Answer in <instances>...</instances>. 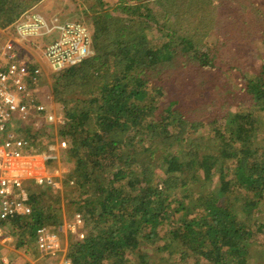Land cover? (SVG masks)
<instances>
[{
	"label": "trees",
	"instance_id": "obj_1",
	"mask_svg": "<svg viewBox=\"0 0 264 264\" xmlns=\"http://www.w3.org/2000/svg\"><path fill=\"white\" fill-rule=\"evenodd\" d=\"M215 1L196 5L211 24L240 18L227 12L229 0ZM115 2L114 13L111 2L90 11L92 56L47 67L50 78L37 63L31 69L30 81L50 79V100L36 96L46 84L31 87L35 100L54 101L66 122L56 131L20 122L11 129L25 139L27 126L38 138H64L63 184L71 187L61 197L57 188L29 183L30 212L0 219L1 234L36 259L38 230L70 213L67 222L79 215L83 235L68 237L69 264H264V78H229L176 24L149 41L144 18L164 4ZM33 3L0 0V27Z\"/></svg>",
	"mask_w": 264,
	"mask_h": 264
},
{
	"label": "built area",
	"instance_id": "obj_2",
	"mask_svg": "<svg viewBox=\"0 0 264 264\" xmlns=\"http://www.w3.org/2000/svg\"><path fill=\"white\" fill-rule=\"evenodd\" d=\"M62 25L55 27L46 23L42 15L26 12L12 25L0 27V219L17 218L30 212L27 205L29 183L51 188L59 186V171L49 175L43 167H36L37 161L25 153V136L21 131L12 130L11 124L20 122L38 129L41 123L49 127L64 123V116L56 113L53 102L48 104L44 100H35L31 87L38 88V85L29 79L34 61L32 56L26 55L25 49V45L36 38L45 41L57 34V40L48 44L42 52L43 59L53 71L92 56L89 29L80 23ZM48 87L49 84L43 90L47 92ZM61 147H65L64 142ZM46 160L42 159L44 163ZM72 223L79 226L80 216L74 215L71 222L57 225L54 230H38L37 248L41 256H57L60 253L64 228L71 231ZM6 238L8 241L9 238Z\"/></svg>",
	"mask_w": 264,
	"mask_h": 264
},
{
	"label": "rangeland",
	"instance_id": "obj_3",
	"mask_svg": "<svg viewBox=\"0 0 264 264\" xmlns=\"http://www.w3.org/2000/svg\"><path fill=\"white\" fill-rule=\"evenodd\" d=\"M36 1L37 0H30L31 3L34 2L33 5H31L24 12H22V15L25 14L26 12H29L30 15L37 13L39 15H42L46 23L48 24L52 23V25H55V27L63 26L62 23H80L82 25H85L87 29H90V27L88 26L89 18H90L89 16L91 14V18H92V15H94L92 12H90L91 9L98 7L99 2H101V4H104L103 6L105 7H107L105 5L106 3L111 2L110 6H108L109 13H114L113 11L116 6L113 5L116 4L115 0H40L37 2ZM135 1H139L141 5L155 4V3L156 4L161 3L162 5L164 4L161 8L156 6L155 9L153 7L151 13L152 18H144L145 23L143 24V26L144 28L147 27L150 30L147 36V39L149 41L151 40L155 41L165 31V27L171 24L178 25L179 28H183L186 31L190 32L199 40V38L194 33L196 30L193 31L192 29V25H193L192 23H194L195 26L199 29L200 27L196 23L198 24L200 23L201 28L205 29L206 31L216 30L219 34L223 35L224 37H229L232 44H236L238 47L244 48L245 51L247 52L246 64L250 67L254 66L253 70L258 69V73H255V75L250 73L251 75L250 78L246 80L237 78L233 73L225 69L229 74V78L235 80L238 83L248 82V81H260L264 78V0H229L228 2L229 4L227 6V12L239 13L240 16V18L237 21H234L238 23L236 25L237 30L230 29L231 25L234 22H227L220 20L219 21L220 24L216 26V24H211L209 22L208 16L201 17L199 7H197L196 5H200L202 7V0H197V2L196 0H194V4H191L190 0H134V2ZM204 1L206 2L207 0ZM215 2L216 3L214 7L224 4L225 0H218V2L216 0ZM195 7L196 10H194V12H197L199 14V17L189 13V12H193V9ZM169 9L173 11L175 15V20L171 18L170 14L169 16L166 15ZM257 12L259 14V17L254 19V15ZM184 17H188L190 19H186V18L184 19ZM210 17H211V21L212 20L216 21V18L214 17L212 18V16ZM220 26L222 28L224 27L225 30L231 33V35H227L226 33L220 32L219 30ZM36 39L37 40L31 42L28 48L26 49L27 50L26 55L32 56L34 63L37 61L36 63L41 67L40 69L41 72L46 73L47 76L50 78V74H48V68H47L49 67V65L45 60L44 63L42 62L41 55L43 49L48 44L55 42V40H57V34H54V37H51L45 41L42 38H36ZM199 42L202 44V46L206 48V46L202 43V41L199 40ZM206 49L208 50V48ZM94 53H95V49H94ZM214 60L218 62V60L215 57ZM244 71L250 72L248 69H244ZM48 81L49 82L38 81L37 79L33 81V83H35L36 85H38L37 87H39L40 85L44 86L45 84L46 85L50 84V79ZM220 88L224 90L223 86H220ZM233 91H235V89ZM227 94L226 97L228 98ZM46 95L47 92L46 93L43 92L42 94H38L36 96L37 97L39 96L38 98L44 99ZM230 100L232 101L233 106H235L238 103V101H233V99L231 98ZM54 103L55 102L53 101V104ZM55 111L56 113H60L64 116L62 110L59 109V106L57 105L55 106ZM39 120H41V118H39ZM63 120L64 122H66V119H64V117ZM38 126L39 129L43 130V127L45 125H43L42 123L41 125ZM58 126L59 124L50 127L56 131ZM27 127L26 129L30 139L28 138L25 139L26 140L25 153H27V156L32 157L33 160L37 161L35 163L36 167L38 168L43 167L46 170L47 174L50 175L53 174V172L56 170L59 171L60 179L58 180L57 183L59 184L57 189L61 192L59 195L62 197L64 193L68 190V188L71 187L69 185L63 184L65 183L64 174L66 173L67 169L62 165L61 157L59 154L60 153L59 150L66 148L67 142L66 140H64V138L60 139V137H55L52 139L53 136L51 137L48 133H44L43 136L39 135L38 138L37 132L33 131L32 129L28 130ZM30 127L36 129L35 127L32 126ZM46 127H48L47 129H49V126ZM62 142L65 143V147L63 148L61 147ZM34 151H36V153L38 152V154H29V152L33 153ZM41 151L42 153H39ZM45 158H47V160L44 163L42 159ZM51 160H54V162H51ZM68 214L70 213H63L62 216L63 223L61 224L67 222V217L70 216V218H72V215L71 214L68 215ZM72 225H73L71 227L72 232L70 230H65L64 228L62 240H61L60 253L57 256H51V255L40 256L39 258L36 259L31 258L29 255H24L22 252L18 251L14 246V240L12 238H9L7 241V238L3 234H1L0 231V264H69L68 261L69 259L66 257L69 249L68 245L70 242L68 237L69 235H72L80 239L83 235L82 231L80 230L81 224L78 226L77 224L72 223ZM54 229L55 228H52L50 230H54ZM149 252L151 253V248L149 249Z\"/></svg>",
	"mask_w": 264,
	"mask_h": 264
},
{
	"label": "bare ground",
	"instance_id": "obj_4",
	"mask_svg": "<svg viewBox=\"0 0 264 264\" xmlns=\"http://www.w3.org/2000/svg\"><path fill=\"white\" fill-rule=\"evenodd\" d=\"M192 24L193 31L196 30L194 32L195 35L200 41H202L206 48H208L210 53H212V55L218 60L224 69L230 71L237 78L242 80L249 79L251 76L250 73L254 75L255 73H258V69L253 70L254 66L250 67L246 64L247 52L244 48L238 47L236 44H232L229 37H224L216 30L206 31L205 29L201 28L200 23H196L200 29L197 28L194 23ZM27 45L28 44L25 45V49L28 48ZM244 69H248L250 72H245Z\"/></svg>",
	"mask_w": 264,
	"mask_h": 264
},
{
	"label": "crops",
	"instance_id": "obj_5",
	"mask_svg": "<svg viewBox=\"0 0 264 264\" xmlns=\"http://www.w3.org/2000/svg\"><path fill=\"white\" fill-rule=\"evenodd\" d=\"M185 18H186V19H190V18H188V17H184V19H185ZM29 45H30V44H28L27 46H29ZM29 154H33V153H30V152H29Z\"/></svg>",
	"mask_w": 264,
	"mask_h": 264
}]
</instances>
